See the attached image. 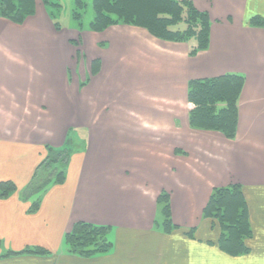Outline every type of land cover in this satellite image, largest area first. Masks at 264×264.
Here are the masks:
<instances>
[{
  "label": "crops",
  "instance_id": "obj_1",
  "mask_svg": "<svg viewBox=\"0 0 264 264\" xmlns=\"http://www.w3.org/2000/svg\"><path fill=\"white\" fill-rule=\"evenodd\" d=\"M192 3L210 18L208 47L194 56L188 55V43L158 39L142 27L83 30L84 42L89 40L87 34L98 35L95 79L86 84L85 92L93 93L102 121L78 168L69 172L62 190H50L36 213L25 214L22 207L0 200V238L7 244L54 246L50 256L0 257V264H264V28L248 23L252 16L264 18V0ZM37 15L46 24L42 12L36 10L29 17ZM125 37L133 45L143 42L144 51L130 56L121 74L117 51ZM103 39L107 43L101 47ZM98 49H109V55H98ZM227 73L244 77L234 136L190 127L188 81ZM11 86L0 87V92L10 95L6 106L0 107V117L10 116L6 109L17 115L28 110L21 103L29 105V101L24 95L18 98L21 91ZM36 99L31 101L34 108ZM163 101L180 111L179 124L166 123L165 118L177 114L162 111V105L167 106ZM88 107L90 103L84 112ZM167 125L175 132L171 147L164 135ZM29 136L38 140L36 133ZM5 160L0 162V174L20 183L30 177L32 157ZM232 185L240 186L250 229L244 239L247 252L238 255L218 248L217 222L202 217L212 190ZM161 191L169 194L171 221L176 226L169 233L154 225ZM74 221L108 225L111 249L91 257L61 251L62 235ZM187 229L195 230L194 238L186 235Z\"/></svg>",
  "mask_w": 264,
  "mask_h": 264
},
{
  "label": "rangeland",
  "instance_id": "obj_2",
  "mask_svg": "<svg viewBox=\"0 0 264 264\" xmlns=\"http://www.w3.org/2000/svg\"><path fill=\"white\" fill-rule=\"evenodd\" d=\"M52 1L55 3L53 6H45L41 0H36L35 11L42 12L46 18V24L38 15L37 17L28 16L21 24L12 23L0 17V87L11 86V82L14 81L15 84L11 87L21 91L17 97L24 95V99L26 97L29 101V105L25 102L21 103L23 108L28 109L23 115H17L14 110L6 109L10 116L0 117V162H3L5 157L8 159L5 162L18 160L21 162V159L29 161L30 157L32 162H35L30 177L24 182L20 183V180L7 178L5 177L7 174H0V183L10 182L14 186L13 188L5 187L4 190L0 188V200L6 199L16 208L22 207L25 214L36 213L45 201L46 195L51 192L50 190L54 192L62 190L64 183L70 178L69 172H72L74 167L78 168L81 155H84L90 137L95 135L96 128L102 121V117L97 116V111L99 112L100 109L93 101V93L91 96L90 91L85 92L90 82L95 79L93 76L97 43L95 39L98 35L94 37L87 34L88 42L83 40L86 35L83 30H90L88 23L93 17V0ZM74 13L77 15L76 18ZM252 17L249 19V24ZM252 27L264 28V26ZM108 33L109 30L103 34ZM116 39L114 37V40ZM100 43L103 47L107 42L103 39ZM123 43V47H118L117 51V66L121 74L127 70L129 57L137 56L138 52L144 51L143 42L141 45L138 43L133 45L129 41L126 42L125 37ZM103 49H98V55L99 53L109 55V49ZM113 55H116V50ZM12 96L16 98L14 102H18L17 97ZM9 98L10 95L4 91L0 92L1 108L6 106ZM35 99L38 106L34 108L31 101ZM163 102L167 103V106L162 105V111L166 109L167 112L173 111L177 114L176 117L165 118L166 123L179 124V121L183 119L180 111L173 110L170 107L171 102ZM89 103L90 107L84 112ZM63 105L66 108H62ZM189 107L192 108L191 103ZM113 119L121 120V117H113ZM166 123L162 122V124ZM5 125H7L6 130H4ZM165 130L167 131L164 134L167 136L165 139L171 142L170 146L168 145L171 147L174 144V129L167 125ZM32 133L38 136L37 141L29 136ZM24 147L27 149L23 150ZM36 172L47 179L40 188L35 187L39 180H35L36 185L33 186L32 179ZM202 217L204 218L203 215ZM160 220L156 206L154 225L161 229L158 225L161 224ZM76 222L80 221H74L73 224ZM102 226L108 228L107 239L111 243L108 237L110 227ZM70 229L62 235L61 251L68 252L63 239ZM188 231H191V234L187 236L194 238L195 230L187 229L186 232ZM51 245L25 244L22 247L13 248L1 237L0 257L33 254L50 256V251L54 248L53 244Z\"/></svg>",
  "mask_w": 264,
  "mask_h": 264
},
{
  "label": "trees",
  "instance_id": "obj_3",
  "mask_svg": "<svg viewBox=\"0 0 264 264\" xmlns=\"http://www.w3.org/2000/svg\"><path fill=\"white\" fill-rule=\"evenodd\" d=\"M41 2L45 6L55 4L52 0ZM35 7L36 0H0V17L21 24L35 13ZM92 9L93 17L88 23L92 31H101L115 24L142 27L158 39L187 42L189 56L208 47V14L197 10L192 0H93ZM74 16L77 15L74 13ZM250 25L264 26V18L254 16ZM243 81L244 77L236 73L188 81L187 100L192 104L188 112L190 127L217 130L232 138L237 124V98ZM35 180H39L38 185ZM46 180L36 172L33 186L40 188ZM11 186L14 187L10 182L0 183L3 190ZM156 206L162 231L168 233L176 228L171 222L166 191L158 194ZM202 215L217 222L220 228L217 245L221 251L231 255L247 252L244 239L249 236L250 229L240 186L214 188ZM107 233L106 226L80 221L72 225L63 241L69 253L91 257L110 250ZM189 234L191 231L186 232Z\"/></svg>",
  "mask_w": 264,
  "mask_h": 264
}]
</instances>
